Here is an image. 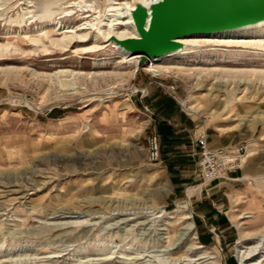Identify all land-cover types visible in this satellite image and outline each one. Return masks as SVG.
<instances>
[{
    "label": "rangeland",
    "instance_id": "obj_1",
    "mask_svg": "<svg viewBox=\"0 0 264 264\" xmlns=\"http://www.w3.org/2000/svg\"><path fill=\"white\" fill-rule=\"evenodd\" d=\"M96 2L102 9L107 4L0 0V48L10 49L0 52V70L17 71L0 73V264H244L238 250L255 247V259L264 257V86L240 85L230 94L212 78L184 81L142 66L133 78L90 82L87 74L133 69L117 68L120 59L109 47L92 54L53 47L62 36L51 26L81 25L93 13L79 7ZM69 10L73 14L63 18ZM43 29L51 33L42 37ZM184 56L264 73V49L211 43ZM100 60L107 67L93 69ZM59 70L83 75L73 96L48 89L46 76ZM153 92L195 108L197 114L189 115L181 107L195 122L192 138L198 127L247 145L251 157L235 175L238 181L217 180L201 189L205 182L191 163L195 181L166 197L163 189L172 186L162 146L158 163L146 155L147 137L159 138L157 120L148 106H138ZM202 254L215 259L198 260Z\"/></svg>",
    "mask_w": 264,
    "mask_h": 264
},
{
    "label": "bare ground",
    "instance_id": "obj_2",
    "mask_svg": "<svg viewBox=\"0 0 264 264\" xmlns=\"http://www.w3.org/2000/svg\"><path fill=\"white\" fill-rule=\"evenodd\" d=\"M105 1L107 2V4L106 6H104L103 9L99 7L97 2H96V6L94 7L92 6L79 7L80 11H82L83 13H89V12L93 13V16L92 15L86 17L84 16L83 19H85L86 21L79 26L66 27V26H61L58 23L53 24L51 26L53 28L52 34L54 33L56 36H62L61 41L51 42V45L53 47L59 48L63 52L68 51L67 49L74 46L80 47L84 54H92L98 51H103L107 47H109L115 52V54H117L118 58L120 59V61H118L117 63L118 65L117 68L133 69L131 72L128 73L113 72V73H106L101 75L95 73L87 74L85 77L88 79V81L90 80V82L93 81L94 83H96L97 78H100V80H102L103 82H106L107 81L106 79L122 80L124 78H127L128 76H131L133 78L135 70L139 66H142L145 67L144 71L147 73L153 75H165V76L172 74L174 76L181 77V79L183 78L184 81L193 78H195L196 80L199 79L205 80L208 78H212L214 80V83L219 84L221 88L227 87V91L230 94L234 93L235 88L240 85L248 87L253 82H256L258 86L260 87L264 86V73L262 72L258 73L256 71H245V70H237V69L235 70L228 67L218 68V67H214L215 63L228 64L230 62H226L224 60L215 61L213 59L205 58V57L197 59L193 57L189 58L184 56V55H189L194 51L198 50L200 47H205L211 43H219L220 45L226 48H240V49H252V50L264 49V21H260L258 23L251 25H246L233 30L221 31L211 34L190 35L179 38L177 40V43L181 44L182 47L181 49L177 50L174 53L161 56L159 58H153V59L145 58L144 62L141 64L140 56L132 55L124 52L113 41H111V39L115 38L117 40H123L127 38H136L137 33L135 31L133 21L131 18V11L134 10L135 5L137 3H140L144 6H148L154 2H157L158 0H105ZM49 5L50 4L44 2L40 3V6H43L45 10L48 9L46 7ZM74 6L75 3L68 6V8ZM72 14L73 13H71L70 10L66 11V13L63 15V18L70 17ZM49 16L51 17L52 15L49 14ZM30 19L31 18H27V20ZM81 19L82 18H80V20ZM120 28H124L125 32H119ZM41 31L43 32L42 37L44 35L46 36L47 34L51 33L44 29ZM33 43L40 44V41L36 40ZM37 49H35V51ZM2 51L6 52V51H10V49L8 47H3L0 48V52ZM14 51H16V49H14ZM194 63H196V66L194 65ZM107 64L108 63L106 61H101V60L98 62H94L93 69H97V70L103 69ZM232 64H236V63L234 62ZM202 67H207V69H204ZM210 67H214V68L211 69ZM15 72L17 71H15L14 69L0 70V73L2 74H12ZM213 74L216 75L213 76ZM79 76H83V75L71 70L56 71L51 75L46 76V78L48 79V89L63 91L66 93V95L73 96L77 92L76 86ZM110 90L112 89H109V91ZM179 103L181 107L184 109V111L187 112L189 115L197 114V111L193 106L187 104L182 100H180ZM248 151L249 149L247 148L243 163L247 158L251 157V155L248 154ZM243 180H247V178H243ZM189 219H190L189 216H186L184 218V220H189ZM239 219H243V218H239ZM191 225H192L191 223L187 225V228L184 230L185 235L189 234V232L191 231ZM198 249H200V247L193 248L192 250H198ZM256 249H257L256 247L250 248L243 252L242 251L243 249L240 248V250H238V256H240L239 261L243 262L244 264H264V257L255 259L260 254V252L258 253L256 252ZM201 259L214 260L215 258L207 257V256L205 257V254H202L200 258H198V260ZM260 260L262 261L260 262Z\"/></svg>",
    "mask_w": 264,
    "mask_h": 264
},
{
    "label": "water",
    "instance_id": "obj_3",
    "mask_svg": "<svg viewBox=\"0 0 264 264\" xmlns=\"http://www.w3.org/2000/svg\"><path fill=\"white\" fill-rule=\"evenodd\" d=\"M136 38L113 41L124 52L153 59L181 49L182 37L233 30L264 21V0H158L131 11Z\"/></svg>",
    "mask_w": 264,
    "mask_h": 264
},
{
    "label": "crops",
    "instance_id": "obj_4",
    "mask_svg": "<svg viewBox=\"0 0 264 264\" xmlns=\"http://www.w3.org/2000/svg\"><path fill=\"white\" fill-rule=\"evenodd\" d=\"M143 104L141 106L138 104V106L140 108L145 105L148 106L157 120V134L162 146L161 163H163V170L169 176L168 180L172 186L171 191L166 187L163 192H165L167 198H171V196L180 192L186 184L195 181L194 178H191L193 173L190 169L191 163H195V166H197L195 162L196 155L194 154L197 153L198 148L191 136L195 122L184 113L179 105L159 93H151ZM207 138L210 149L240 145V143H235V138L226 134L211 133ZM184 173L189 174L184 175ZM216 181H212L210 184ZM208 183L201 184V189ZM208 213L209 211L206 214L208 215Z\"/></svg>",
    "mask_w": 264,
    "mask_h": 264
},
{
    "label": "built area",
    "instance_id": "obj_5",
    "mask_svg": "<svg viewBox=\"0 0 264 264\" xmlns=\"http://www.w3.org/2000/svg\"><path fill=\"white\" fill-rule=\"evenodd\" d=\"M150 66V64H149ZM175 88L172 86L167 89L168 93H173ZM136 93L144 95L145 90H136ZM207 117L204 116V119ZM194 142L198 148V173L204 182L216 180L238 181L235 177L246 155L247 145L240 144L232 147L210 149L208 146L206 130L196 127L193 133ZM146 155L150 163L160 161V143L156 134H151L146 139Z\"/></svg>",
    "mask_w": 264,
    "mask_h": 264
}]
</instances>
